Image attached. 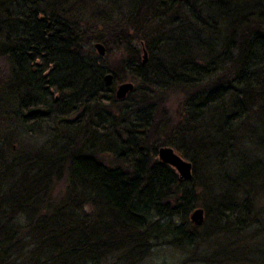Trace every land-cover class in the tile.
<instances>
[{
	"label": "trees",
	"instance_id": "obj_1",
	"mask_svg": "<svg viewBox=\"0 0 264 264\" xmlns=\"http://www.w3.org/2000/svg\"><path fill=\"white\" fill-rule=\"evenodd\" d=\"M165 247L264 264V0H0V264Z\"/></svg>",
	"mask_w": 264,
	"mask_h": 264
},
{
	"label": "water",
	"instance_id": "obj_2",
	"mask_svg": "<svg viewBox=\"0 0 264 264\" xmlns=\"http://www.w3.org/2000/svg\"><path fill=\"white\" fill-rule=\"evenodd\" d=\"M94 49L100 57H104L106 49L101 43H95ZM146 62V53H143V64ZM105 81L107 85H111L112 76L106 75ZM134 85L131 82L119 84L116 87L115 97L118 100L124 99L132 90ZM157 157L160 163H163L172 168L178 176L180 182L190 181L192 178V166L189 162L180 158L175 151L170 147H161L158 149ZM190 222L197 227L204 223V212L202 209H195L189 216Z\"/></svg>",
	"mask_w": 264,
	"mask_h": 264
},
{
	"label": "rangeland",
	"instance_id": "obj_3",
	"mask_svg": "<svg viewBox=\"0 0 264 264\" xmlns=\"http://www.w3.org/2000/svg\"><path fill=\"white\" fill-rule=\"evenodd\" d=\"M119 56H120V54H118L115 51L114 54H113L112 59L115 60V59L119 58ZM218 61H213L212 68H214L217 65ZM214 70H216V69H214ZM208 72H211V71H208ZM211 74H215V73L212 72V73H210V75ZM174 99L176 101V103H175V107H176L177 100H176L175 97H174ZM1 136H2V138H4L5 136H9V133L6 131L5 134L1 135ZM23 139H25V141L27 142L26 137L22 136V137H20L18 144L10 142L11 147L14 150L17 149L18 148L17 146L22 142ZM204 219L206 220L205 212H204ZM182 259H183V256L178 251H176V250H174L172 248H169V247H165L163 249L153 250L152 253L150 254V256L141 264H178L179 262L182 261Z\"/></svg>",
	"mask_w": 264,
	"mask_h": 264
},
{
	"label": "bare ground",
	"instance_id": "obj_4",
	"mask_svg": "<svg viewBox=\"0 0 264 264\" xmlns=\"http://www.w3.org/2000/svg\"><path fill=\"white\" fill-rule=\"evenodd\" d=\"M179 2H187L188 0H178ZM146 53V51H144L143 50V53ZM146 59H147V53H146ZM142 62H143V54H142ZM146 63V62H145ZM142 65H144L143 63H142ZM107 75H109V74H107ZM165 147H167V146H165ZM161 148V147H160ZM171 148V147H170ZM173 149V148H172ZM174 150V149H173ZM175 151V150H174ZM157 153H158V150H157ZM180 158H182L184 161H186V162H189L187 159H185L184 158V156L181 154V153H178V152H175ZM157 159H158V157H157Z\"/></svg>",
	"mask_w": 264,
	"mask_h": 264
}]
</instances>
